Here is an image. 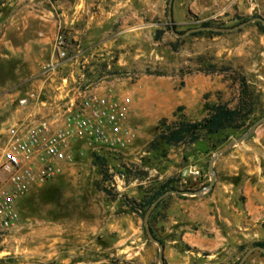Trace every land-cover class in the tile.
I'll use <instances>...</instances> for the list:
<instances>
[{
	"label": "rangeland",
	"instance_id": "obj_1",
	"mask_svg": "<svg viewBox=\"0 0 264 264\" xmlns=\"http://www.w3.org/2000/svg\"><path fill=\"white\" fill-rule=\"evenodd\" d=\"M167 4L168 0H0V128L12 116L18 96L38 90L36 82L47 77L42 67L61 27L72 60L53 73L52 83L64 76L70 80L65 87H40L35 121H60L79 91L111 89L131 98L126 126L133 133L121 155L108 161L107 181L101 180L87 151L64 175L22 199L17 224L0 236V264H158V248L147 238L143 216L130 211L122 196L139 201L169 178L178 188L204 189L210 180V156L264 116V34L256 24L177 38L168 25ZM254 17L264 19V0H173V29L178 33L204 22L231 28ZM158 30L161 36L156 40ZM243 79L252 112L242 128L188 148L160 145L147 151L161 118L200 120L206 115L204 104L233 108ZM253 141L264 146V123L220 155L217 168L223 156L239 147L252 148ZM121 168L131 173L124 190L117 192L111 175ZM219 177L226 178L222 173ZM162 206L151 227L163 242L166 264H236L251 247L246 244L243 250L212 258L186 250L187 245L177 240L171 243L179 233L160 223ZM244 264H264V256L254 252Z\"/></svg>",
	"mask_w": 264,
	"mask_h": 264
},
{
	"label": "built area",
	"instance_id": "obj_2",
	"mask_svg": "<svg viewBox=\"0 0 264 264\" xmlns=\"http://www.w3.org/2000/svg\"><path fill=\"white\" fill-rule=\"evenodd\" d=\"M65 43L63 29L58 27L43 75L53 74L72 60L67 57ZM67 78L60 80L65 86ZM39 89L19 96L16 105L36 111L41 104ZM130 104L128 94L111 89L83 90L69 102L68 113L60 121H35L31 115L0 129V236L17 224L22 199L64 175L66 167L85 152L114 159L121 155L133 139L126 126ZM126 178L123 171L115 172L110 184L121 192Z\"/></svg>",
	"mask_w": 264,
	"mask_h": 264
},
{
	"label": "crops",
	"instance_id": "obj_3",
	"mask_svg": "<svg viewBox=\"0 0 264 264\" xmlns=\"http://www.w3.org/2000/svg\"><path fill=\"white\" fill-rule=\"evenodd\" d=\"M52 75L37 81L36 86H65L61 79L53 84ZM67 79L69 83V77ZM38 112L40 108L32 111L30 107L16 105L7 124L0 129L31 115L34 118ZM251 146L231 150L219 160L218 168L215 162V183L207 193L165 198L160 223L179 233L171 243L177 240L212 258L241 245L264 242V146L259 141H253ZM183 148L182 145L180 149ZM246 149H250V153H246ZM200 158L197 156L196 162ZM219 173L226 178L221 179Z\"/></svg>",
	"mask_w": 264,
	"mask_h": 264
},
{
	"label": "trees",
	"instance_id": "obj_4",
	"mask_svg": "<svg viewBox=\"0 0 264 264\" xmlns=\"http://www.w3.org/2000/svg\"><path fill=\"white\" fill-rule=\"evenodd\" d=\"M255 24L259 28V30L264 34V27L260 23ZM200 26L208 27L211 26V24L208 22H204L201 23ZM198 33L200 34L202 32ZM160 36L161 31L158 30L155 39L158 40ZM204 109L206 115L200 120L196 121H189L184 116H176V118H174L170 122L166 118H161L156 126V135L147 145V151L156 150L160 145H165L168 147H176L179 145L192 146L198 141H202L206 138L219 135L221 133H224L225 131H237L242 128L245 125L248 116L252 112L251 95L248 91L244 79L239 83L238 98L236 105L233 108H229L228 106L222 103H212L204 104ZM176 110L181 111L182 106H178ZM91 155L93 164L97 167L98 172L101 176V180L107 181V179H109V176L107 174V163L108 161L115 159L105 158L104 156L96 155L94 153H91ZM119 171H123L127 175V177L128 174L131 173L128 169H126L125 171L121 168V170H118V172ZM175 183H177L175 179H166L165 181L151 188V191L149 193H145L139 201L128 199L125 196H122V201L125 203V205L129 208L130 211L140 213V215L143 216L147 208L151 205V203L167 191H197L193 190L191 187L178 188L176 187ZM99 189L110 199H115V196H113L106 188L99 187ZM164 200H162L156 206V208L149 216L148 220L151 234L156 240H158L162 244V246L163 242L155 236L152 230L151 221L155 217V212L164 202ZM244 246L245 245L239 246V250H243L245 248ZM251 246H261L264 248V242H253ZM185 248L186 250H191V248L188 246H186ZM163 264H166L164 259Z\"/></svg>",
	"mask_w": 264,
	"mask_h": 264
},
{
	"label": "water",
	"instance_id": "obj_5",
	"mask_svg": "<svg viewBox=\"0 0 264 264\" xmlns=\"http://www.w3.org/2000/svg\"><path fill=\"white\" fill-rule=\"evenodd\" d=\"M172 6H173V0H168V4H167V19H168V25L169 28L171 30V32L177 37V38H182L190 33H194V32H200V31H209V32H231V31H235L238 30L248 24L251 23H260L263 27H264V19L261 17H254L251 18L245 22H242L236 26H233L231 28H216V27H198V28H193L190 29L184 33H178L173 29V22H172ZM262 123H264V116L258 118L257 120H255L253 123H251L249 125V127L247 128V130L239 137L230 140L228 143H226L224 146H222L221 148H219L218 150H216L209 158L208 162H207V173L210 175V180L209 183L207 184V186L197 192H187V191H167L164 194H162L161 196H159L157 199H155L151 205L147 208L146 212L143 215V227L145 230V233L147 235L148 240L151 243H154L157 248H158V253H157V258H158V264H163V246L162 244L156 240L153 235L151 234L149 225H148V219L149 216L151 215V213L153 212V210L156 208V206L162 201L164 200L167 196L169 195H197L199 193H201L202 191H210L213 188L214 182H215V178H216V174L214 171V163L217 160V158L222 155L223 153H225L227 150H229L230 148L242 143L243 141H245L246 139H248L249 137L252 136V134L254 133L255 129L260 126ZM254 252H259L261 255L264 256V248L261 246H251L249 247L242 255L241 257L238 259V261L236 262V264H244L247 259L254 253Z\"/></svg>",
	"mask_w": 264,
	"mask_h": 264
}]
</instances>
